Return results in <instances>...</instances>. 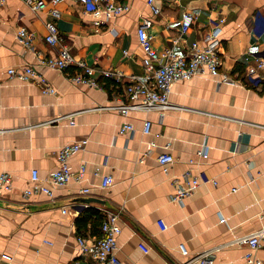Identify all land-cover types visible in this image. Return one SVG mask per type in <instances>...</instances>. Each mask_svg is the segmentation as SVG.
I'll list each match as a JSON object with an SVG mask.
<instances>
[{"label": "crops", "instance_id": "crops-1", "mask_svg": "<svg viewBox=\"0 0 264 264\" xmlns=\"http://www.w3.org/2000/svg\"><path fill=\"white\" fill-rule=\"evenodd\" d=\"M119 1L129 9L98 28L78 0L58 3L64 43L74 58L96 67L101 87L72 82L75 65L37 63L38 53H57L44 39L49 5L33 9L24 0H5L0 9V170L13 174V186L0 196V264H95L79 254L76 237L100 235L96 209L120 210L118 264H196L194 256L206 249L213 250L214 264H246L248 247L236 240L264 224V82L245 77L252 56L264 53V0H155L158 13L147 0ZM185 9L195 19L181 34ZM220 16V69L246 84L197 75L173 82V107L162 116L155 110L124 115L113 107L123 86L99 70L142 72L138 26L145 25L157 49L185 53ZM18 26L34 33L33 48L16 39ZM26 63L35 64L56 92L9 77L7 68ZM145 119L152 122L148 133L142 132ZM125 120L134 130L118 133ZM84 137L85 148L69 157L74 169L86 164L81 182L54 186L52 195H24L31 168L46 176L57 165L59 146ZM203 144L207 149L199 155ZM164 150L175 156L168 173L156 160ZM96 165L112 174L109 186L99 185ZM185 168L202 181L191 195L172 201L173 175ZM82 186L89 192L81 193ZM86 196L100 201L80 200ZM85 208H91L89 215ZM255 255L264 259V248Z\"/></svg>", "mask_w": 264, "mask_h": 264}, {"label": "built area", "instance_id": "built-area-1", "mask_svg": "<svg viewBox=\"0 0 264 264\" xmlns=\"http://www.w3.org/2000/svg\"><path fill=\"white\" fill-rule=\"evenodd\" d=\"M33 9H42L49 5L50 18L46 22L47 32L44 35L45 41L50 46H57L55 56L37 55V63L48 67L66 69L70 65L76 68L69 74V79L75 83H84L91 86L101 87L102 84L96 75V67L87 64L83 59L74 58L70 47L64 43L57 19L60 16L58 3L60 0H24ZM83 8L93 16V23L98 28L108 20L120 15L129 9V4L119 0H78ZM5 0H0V9ZM148 5L154 13L160 11L155 0H147ZM195 15L190 10H183L180 17V33L188 32ZM224 17L220 16L212 22V26L204 33L201 40L191 42L187 52H177L171 47L157 49L151 39V35L146 31L145 25L137 28V45L140 60L143 63L141 73L131 72L124 74L121 70L112 68H102L100 74L122 84V94L117 98L113 106L120 113L127 115L132 110L152 111L155 110L160 116L166 110L173 107L169 100V94L173 82L185 80L197 75H210L218 79L219 82L237 83L244 85L243 77L231 75L220 69L219 38L217 33ZM145 20V24L149 23ZM15 37L24 48H33L34 33L27 30L25 26H18ZM128 53L124 49V54ZM134 54V53H133ZM10 78H16L22 82L35 83L44 93H55L56 88L48 81L47 77L37 69L35 64L26 63L19 66L7 68ZM126 77V78H124ZM245 77L251 82H264V53L252 56V61L247 65ZM246 84V83H245ZM73 120L70 118V123ZM151 120L145 119L142 132L148 133L151 130ZM134 125L131 121L125 120L119 124L117 132L124 134L132 132ZM87 138H80L72 142H67L59 146L56 150L57 165L46 176L41 177L36 168L30 169L29 184L24 188V195L28 196L38 191L47 192L52 195L53 187L62 185L70 180L81 182L85 177L86 164L80 163L78 168H72L69 157L76 151L82 150L87 144ZM169 148V144H166ZM207 145L203 144L198 148L197 153L204 155ZM156 160L161 169L168 173L171 165L175 161V156L170 150H164L157 154ZM94 174L100 176L99 185L109 186L113 181V176L109 172H101L100 166L94 167ZM174 190L169 195L172 201H181L191 195L202 181L200 174L194 173L190 168H185L179 175H173ZM13 186V174L8 170H0V196ZM81 193H88L89 186L80 187ZM65 210V207H63ZM98 237L78 234L77 249L79 254L91 259L95 264H118L117 256V234L121 230L119 224L120 210H103ZM264 217V212L261 214ZM264 224L259 228L240 236L237 242L247 245L244 257L246 264H264V259L255 255L259 248H264ZM144 251L147 246L140 244ZM212 249H206L194 256L196 264H214ZM3 257L9 258L6 253ZM78 264V261L75 262ZM185 264V263H181Z\"/></svg>", "mask_w": 264, "mask_h": 264}, {"label": "trees", "instance_id": "trees-1", "mask_svg": "<svg viewBox=\"0 0 264 264\" xmlns=\"http://www.w3.org/2000/svg\"><path fill=\"white\" fill-rule=\"evenodd\" d=\"M90 211H91V208H85V209L83 210V214H85V215H89V214H90ZM94 211L96 212L97 215L99 214L100 218L102 219V217H103V213L101 214L97 209L94 210ZM85 215H83V216H85ZM101 219H100V221H101ZM98 236H99V235H98ZM98 236H96V237H98Z\"/></svg>", "mask_w": 264, "mask_h": 264}, {"label": "water", "instance_id": "water-1", "mask_svg": "<svg viewBox=\"0 0 264 264\" xmlns=\"http://www.w3.org/2000/svg\"><path fill=\"white\" fill-rule=\"evenodd\" d=\"M80 200H82V201H84V202L100 201L98 198H95V197H93V196L82 197V198H80Z\"/></svg>", "mask_w": 264, "mask_h": 264}]
</instances>
